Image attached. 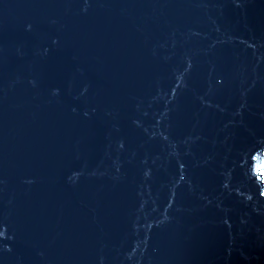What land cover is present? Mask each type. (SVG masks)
<instances>
[{"label": "water", "instance_id": "water-1", "mask_svg": "<svg viewBox=\"0 0 264 264\" xmlns=\"http://www.w3.org/2000/svg\"><path fill=\"white\" fill-rule=\"evenodd\" d=\"M0 264H264V0H0Z\"/></svg>", "mask_w": 264, "mask_h": 264}]
</instances>
